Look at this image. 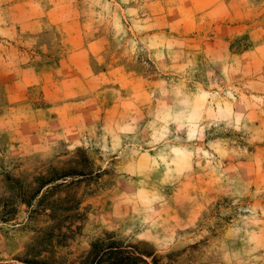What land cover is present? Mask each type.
Here are the masks:
<instances>
[{
	"label": "rangeland",
	"instance_id": "rangeland-1",
	"mask_svg": "<svg viewBox=\"0 0 264 264\" xmlns=\"http://www.w3.org/2000/svg\"><path fill=\"white\" fill-rule=\"evenodd\" d=\"M97 241L264 264V0H0V264Z\"/></svg>",
	"mask_w": 264,
	"mask_h": 264
},
{
	"label": "trees",
	"instance_id": "trees-1",
	"mask_svg": "<svg viewBox=\"0 0 264 264\" xmlns=\"http://www.w3.org/2000/svg\"><path fill=\"white\" fill-rule=\"evenodd\" d=\"M28 207L31 203L26 202ZM26 253L24 257H28ZM36 256H31L25 260L26 264H51L46 260H37ZM28 259V258H26ZM80 264H150L140 257L134 256L131 252L118 246L117 242L97 241L91 245L89 252L81 260ZM152 264H156L153 259Z\"/></svg>",
	"mask_w": 264,
	"mask_h": 264
}]
</instances>
